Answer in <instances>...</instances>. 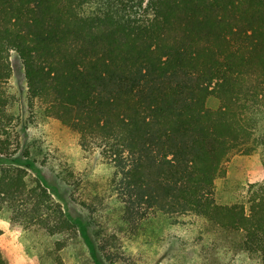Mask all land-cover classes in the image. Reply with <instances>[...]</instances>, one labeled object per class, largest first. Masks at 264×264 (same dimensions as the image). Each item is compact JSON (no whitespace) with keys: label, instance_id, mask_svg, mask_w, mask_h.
Listing matches in <instances>:
<instances>
[{"label":"trees","instance_id":"16d2710c","mask_svg":"<svg viewBox=\"0 0 264 264\" xmlns=\"http://www.w3.org/2000/svg\"><path fill=\"white\" fill-rule=\"evenodd\" d=\"M13 54L31 109L82 147L110 153L113 176H143L148 165L160 176L201 173L212 197L240 158L259 155L264 168V0H0V134L12 118L5 86ZM127 181L132 201L139 188L130 192ZM24 184L1 170L0 210ZM32 192L34 219L51 232L77 227L96 264H105L81 220L39 184ZM229 193L225 203L202 206L204 194L195 191L191 203H156L154 212L192 213L237 234L233 264H264V245L253 241L256 219L264 229V176ZM95 199L102 209L114 200L115 220L133 230L150 219L114 189L101 188ZM0 264H7L1 252Z\"/></svg>","mask_w":264,"mask_h":264},{"label":"rangeland","instance_id":"374dc122","mask_svg":"<svg viewBox=\"0 0 264 264\" xmlns=\"http://www.w3.org/2000/svg\"><path fill=\"white\" fill-rule=\"evenodd\" d=\"M10 61L12 75L5 88L13 98L7 107L12 118L0 134L7 149V154L0 155V172L17 173L26 184L7 198L0 210V252L7 264H96L92 249L77 227L51 232L32 217L36 203L32 189L36 184L48 190L53 204L72 220L83 222L105 264L234 263L240 255V236L219 232L192 213L158 215L154 207L158 203L179 208L191 203L195 191L204 194L202 206L212 205V199L225 203L230 190L239 186L247 190L249 184L264 176L262 157L240 158L228 181L215 182L212 197V181L201 173L176 176L175 170L169 169V176H160L155 166L148 165L143 176H113L110 153L82 147L59 123L44 118L39 109H31L22 61L15 54ZM125 179L131 184L130 192L139 188L132 190L138 199L136 195H132V201L125 197L129 192L121 184ZM101 188L114 189L115 196L130 201L134 212H144L150 219L136 230L115 220L114 200L103 209L94 206ZM256 220L253 241L264 245V229Z\"/></svg>","mask_w":264,"mask_h":264}]
</instances>
